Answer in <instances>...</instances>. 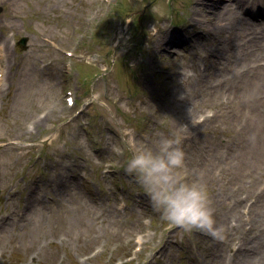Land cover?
I'll return each mask as SVG.
<instances>
[{
	"label": "rangeland",
	"instance_id": "obj_1",
	"mask_svg": "<svg viewBox=\"0 0 264 264\" xmlns=\"http://www.w3.org/2000/svg\"><path fill=\"white\" fill-rule=\"evenodd\" d=\"M194 1L0 0V264H264L263 251L243 257L252 237L264 247V218L253 217L264 150L247 148L238 100L222 88L192 100L190 84L212 72L186 37L203 29ZM166 27L177 42L161 58ZM161 136L181 140L182 180L203 174L219 237L162 220L125 172L132 152L155 150ZM244 151L257 169L235 170ZM203 153L216 157L210 167L200 168Z\"/></svg>",
	"mask_w": 264,
	"mask_h": 264
},
{
	"label": "bare ground",
	"instance_id": "obj_2",
	"mask_svg": "<svg viewBox=\"0 0 264 264\" xmlns=\"http://www.w3.org/2000/svg\"><path fill=\"white\" fill-rule=\"evenodd\" d=\"M226 1L195 0L193 2L194 15L199 16L196 18L198 22L193 25L196 26L198 23L203 29L193 30L192 35H186V37H188V40L200 43L204 47L200 58H202L205 67L208 70L212 69V72L207 74L205 68L204 72L206 74H199L190 84L191 94L193 95L192 100L193 102L200 101L202 103L205 98L211 99L217 96L221 91L220 88L224 91L222 94L223 100L229 102L230 97L231 100H238L241 120L238 116L236 119L239 122L241 121V131L244 132L242 136L246 140L247 148L253 150L256 157L260 154V149L264 150L263 137H260L264 135V46L262 44L264 29L258 31L259 26L257 27V24L251 21L262 13L258 10L260 8L264 9V0H228L237 3L243 1L249 3L247 9L240 8L239 11ZM240 12L244 14L241 15ZM262 14L264 15V13ZM261 20L264 21V17H261ZM215 38L216 43L214 42ZM176 42V39L170 38L169 29L167 27L163 29V33L157 37V46L161 52V58L171 51L169 47ZM7 75L8 72L4 76L5 79H7ZM182 77L187 82L191 81L194 75L187 72L182 73ZM184 108H187L186 103L182 106V109ZM207 121L211 122V120ZM245 152L248 153V151L241 152L242 157L238 161L236 159L232 160V163L236 161V171L245 166L256 169L258 167L255 158L250 159ZM203 155L204 157L200 158V168L210 167L215 163L214 158L216 157L212 159L211 155L207 153H203ZM251 156L254 157V155ZM255 171H252L251 174ZM207 180L211 184L215 182L214 178L209 177ZM258 196L261 197V210L258 214L255 212L253 217L261 216L264 218V192ZM222 205L224 204L222 203ZM31 209L32 207H28V212ZM222 212L223 210L220 209L218 213L221 217L224 215L223 218L227 213V216L235 214L233 208L226 213ZM217 224L220 225L221 223L217 222ZM228 227H232V224ZM249 240L252 244L247 246V252L243 253L244 259L253 258L252 253L264 252V247L260 246L258 249L261 237H252Z\"/></svg>",
	"mask_w": 264,
	"mask_h": 264
},
{
	"label": "clouds",
	"instance_id": "obj_3",
	"mask_svg": "<svg viewBox=\"0 0 264 264\" xmlns=\"http://www.w3.org/2000/svg\"><path fill=\"white\" fill-rule=\"evenodd\" d=\"M155 11V9H154ZM179 138L161 136L157 148L133 151L125 172L132 176L148 196L162 220L185 231L197 230L219 237L216 220L203 174L188 182L177 175L185 165Z\"/></svg>",
	"mask_w": 264,
	"mask_h": 264
}]
</instances>
